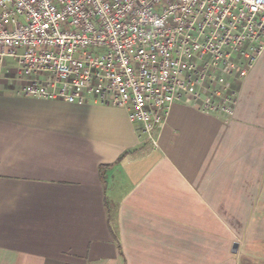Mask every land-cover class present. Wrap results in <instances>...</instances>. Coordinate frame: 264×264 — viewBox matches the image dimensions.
<instances>
[{
  "label": "crops",
  "instance_id": "1",
  "mask_svg": "<svg viewBox=\"0 0 264 264\" xmlns=\"http://www.w3.org/2000/svg\"><path fill=\"white\" fill-rule=\"evenodd\" d=\"M233 117L173 102L156 145L123 107L0 84V264H264V48Z\"/></svg>",
  "mask_w": 264,
  "mask_h": 264
},
{
  "label": "built area",
  "instance_id": "2",
  "mask_svg": "<svg viewBox=\"0 0 264 264\" xmlns=\"http://www.w3.org/2000/svg\"><path fill=\"white\" fill-rule=\"evenodd\" d=\"M263 48L264 0H0V84L123 107L155 145L173 102L231 119Z\"/></svg>",
  "mask_w": 264,
  "mask_h": 264
},
{
  "label": "rangeland",
  "instance_id": "3",
  "mask_svg": "<svg viewBox=\"0 0 264 264\" xmlns=\"http://www.w3.org/2000/svg\"><path fill=\"white\" fill-rule=\"evenodd\" d=\"M14 74V70L10 69L8 72L5 73V76H11Z\"/></svg>",
  "mask_w": 264,
  "mask_h": 264
}]
</instances>
